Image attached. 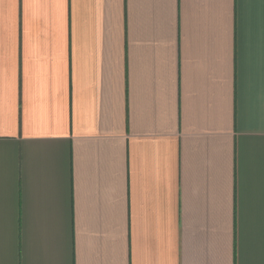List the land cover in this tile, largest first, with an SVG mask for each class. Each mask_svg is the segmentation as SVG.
<instances>
[{"label": "crops", "instance_id": "crops-1", "mask_svg": "<svg viewBox=\"0 0 264 264\" xmlns=\"http://www.w3.org/2000/svg\"><path fill=\"white\" fill-rule=\"evenodd\" d=\"M24 2L0 0V264H264V0H67L35 30Z\"/></svg>", "mask_w": 264, "mask_h": 264}, {"label": "clouds", "instance_id": "clouds-1", "mask_svg": "<svg viewBox=\"0 0 264 264\" xmlns=\"http://www.w3.org/2000/svg\"><path fill=\"white\" fill-rule=\"evenodd\" d=\"M5 11H11L15 15L16 4H4ZM67 7V0H25L24 12L26 20H29L33 26V30L40 24H43L44 29L50 27V22L53 17H57L63 22ZM92 5L86 4L83 0H74V12L77 17L82 16L87 9Z\"/></svg>", "mask_w": 264, "mask_h": 264}]
</instances>
